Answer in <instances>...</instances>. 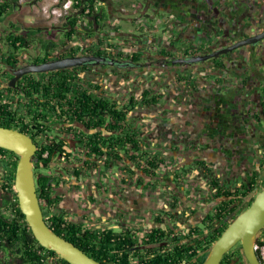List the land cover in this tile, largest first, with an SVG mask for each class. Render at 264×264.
<instances>
[{"label":"flooded vegetation","instance_id":"af4514ba","mask_svg":"<svg viewBox=\"0 0 264 264\" xmlns=\"http://www.w3.org/2000/svg\"><path fill=\"white\" fill-rule=\"evenodd\" d=\"M74 1L70 39L65 29L46 40L0 24V104L35 145L44 223L106 264L205 260L264 188V38L240 44L264 33V0ZM77 56L105 61L24 74L9 87L12 69ZM55 72L69 76L70 99L55 89L43 98ZM198 149L218 162L187 154ZM10 162L0 156L8 217ZM192 167L205 170L181 180ZM12 251L0 250V264H28ZM220 264H247L241 241Z\"/></svg>","mask_w":264,"mask_h":264},{"label":"water","instance_id":"95a60500","mask_svg":"<svg viewBox=\"0 0 264 264\" xmlns=\"http://www.w3.org/2000/svg\"><path fill=\"white\" fill-rule=\"evenodd\" d=\"M261 38H264V33L255 38L243 41L240 44L254 43ZM104 61L105 58L103 57L77 56L61 58L42 64H31L17 70L12 69L13 78L9 82V87L12 88L14 82L24 74L47 73L80 67L92 62L99 64ZM215 130V127H209L208 134L212 135L211 133L216 132ZM0 148L12 152L18 157L14 171L13 188L16 194L18 208L23 214L25 222L35 241L44 249L53 251L67 264H100L72 243L55 234L44 223L36 195L32 171V158L35 154V145L31 139L16 129L0 127ZM228 150L226 147L219 149L220 156H226ZM193 168L187 174L182 175L179 173L178 176H180L181 180L182 176L185 179L194 170ZM196 170L197 172H202L205 168ZM263 229L264 188L256 194L251 204L231 222L223 234L212 244L202 264H220L223 254L238 241H241V251L247 264H262L258 261L253 251V244L256 236Z\"/></svg>","mask_w":264,"mask_h":264},{"label":"trees","instance_id":"16d2710c","mask_svg":"<svg viewBox=\"0 0 264 264\" xmlns=\"http://www.w3.org/2000/svg\"><path fill=\"white\" fill-rule=\"evenodd\" d=\"M79 4V2H78ZM9 6L5 3H0V22L2 17L6 13V8ZM77 24V19L73 17L72 15L68 18H66L64 23V29L67 31V37L70 39L71 33L73 32V28ZM22 40L21 36L13 37V43ZM14 45V44H13ZM50 46L53 47V45L46 44L44 47L46 50L50 49ZM62 73V75H61ZM58 73L55 72L53 75H61V79H53L51 81V85L48 87H45V91H43V98L47 99V96L50 94L52 90H56L55 97H58L59 99H70L67 94L70 93V85L68 83L69 76L63 75V72ZM35 93V91H34ZM6 106H3L0 104V127L3 128H10V129H16L20 132L24 133L23 130H20L16 125H14L12 120H8V112L5 110ZM7 157L11 160V172L10 176L7 179V183L4 185L3 188H6V185H10L12 188V198L10 203L8 199L3 200V206L5 208H10V217L6 216L3 212L0 211V250H5L6 248H10L13 251L14 255H19L23 262H26L28 264H42V260H58L61 264H67L65 261L61 260L53 251H48L41 247L33 238L30 229L28 228V225L25 222L23 214L20 212L17 204V198L16 194L13 188V180H14V171L16 167V163L18 160V157L13 154L12 152H9L7 150L0 148V156ZM51 229V228H50ZM52 231L60 236L61 238L65 239L66 241L72 243L74 246H76L78 249H80L83 253H85L90 258L100 262L101 264H106L102 262L99 257L95 254H92L91 252L87 251L86 248L79 246L77 243H75L72 239L66 238L63 236L59 231L52 229ZM259 245H264V243L260 240L258 241ZM208 251V248H206V252ZM197 255V253H194ZM204 261V256H202L200 259L197 260L194 264H201Z\"/></svg>","mask_w":264,"mask_h":264},{"label":"crops","instance_id":"0c3cea01","mask_svg":"<svg viewBox=\"0 0 264 264\" xmlns=\"http://www.w3.org/2000/svg\"><path fill=\"white\" fill-rule=\"evenodd\" d=\"M48 0H27L26 2L18 3L17 0H0V3H5L9 7L6 8V13L2 17L0 24L7 28L10 32L16 35L20 34L26 38H34L41 35L45 26H48V21L44 20V17L36 11L37 8L44 5ZM69 14L67 16L70 17ZM48 22V23H47ZM49 27V26H48ZM171 153V152H170ZM187 154L200 155L205 162L215 164L218 154L210 150L198 149L195 151H189ZM187 156V155H186ZM182 158L183 163L190 165L192 158L190 155ZM198 173L194 170L191 171L190 177L196 176ZM197 180H201L200 177Z\"/></svg>","mask_w":264,"mask_h":264},{"label":"built area","instance_id":"2783aa9c","mask_svg":"<svg viewBox=\"0 0 264 264\" xmlns=\"http://www.w3.org/2000/svg\"><path fill=\"white\" fill-rule=\"evenodd\" d=\"M24 0H17L22 3ZM74 0H48L44 5L36 9L49 22L65 21L67 16L78 7ZM87 12V11H86ZM253 251L257 253L260 262L264 264V245L256 244Z\"/></svg>","mask_w":264,"mask_h":264},{"label":"rangeland","instance_id":"374dc122","mask_svg":"<svg viewBox=\"0 0 264 264\" xmlns=\"http://www.w3.org/2000/svg\"><path fill=\"white\" fill-rule=\"evenodd\" d=\"M27 0H24V2H26ZM72 13V12H71ZM44 20L45 21H48V20H46L45 18H44ZM49 22V21H48ZM47 22V23H48ZM64 23H65V21H58V22H55V23H53V22H49L48 24H50V25H48V26H45L44 27V29H43V32H42V34L40 35V37H45V39L46 40H48L49 38L48 37H52V38H54V40H55V38L57 37V36H55V34L57 33V32H59V31H62L63 29H64ZM35 38V37H34ZM50 40V39H49ZM116 43V42H115ZM35 44H36V42H35V40L33 41V43H31V45H32V47H35ZM41 44V43H40ZM31 47V48H32ZM114 47H117L116 46V44H114ZM35 48H39V46H38V43H37V45H36V47ZM34 48V49H35ZM259 240H261L263 243H264V233L262 234V235H260V237H259ZM3 256V255H2ZM14 257H15V255H13Z\"/></svg>","mask_w":264,"mask_h":264},{"label":"bare ground","instance_id":"6f19581e","mask_svg":"<svg viewBox=\"0 0 264 264\" xmlns=\"http://www.w3.org/2000/svg\"><path fill=\"white\" fill-rule=\"evenodd\" d=\"M256 245V244H255ZM255 245H253V246H255ZM259 245V244H258ZM256 253V252H255Z\"/></svg>","mask_w":264,"mask_h":264}]
</instances>
